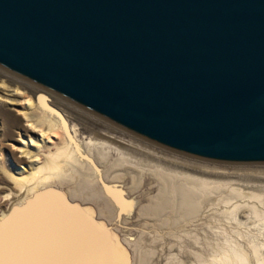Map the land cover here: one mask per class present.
<instances>
[{"label":"water","instance_id":"obj_1","mask_svg":"<svg viewBox=\"0 0 264 264\" xmlns=\"http://www.w3.org/2000/svg\"><path fill=\"white\" fill-rule=\"evenodd\" d=\"M0 70L171 153L264 165V0H0Z\"/></svg>","mask_w":264,"mask_h":264},{"label":"bare ground","instance_id":"obj_2","mask_svg":"<svg viewBox=\"0 0 264 264\" xmlns=\"http://www.w3.org/2000/svg\"><path fill=\"white\" fill-rule=\"evenodd\" d=\"M35 89L32 96L14 87L21 96L17 111L25 122L23 133H18L21 138L18 144L20 152L29 159V168L26 170L21 164L17 168L15 164L8 166L9 158L0 161L3 178L9 185L6 194L21 193L18 197L23 198L39 187L60 185L72 200L99 202L100 214L114 219L124 202L123 181L130 178V185L124 188L134 194L151 177L159 186L158 191L150 203L141 205L139 213L145 220L154 219L158 227L201 219L205 207L216 205L218 217L207 223L212 234L201 235L189 230L186 235H174L181 249H187L184 237L194 243L201 240L207 247L200 251L188 248L192 256L190 264H264V169L247 171L241 179L247 184L257 183L263 189L259 192L211 185L208 178L213 171L219 174L214 176H229V172H218L217 167L210 165L195 166L194 162L191 163L195 169H191L186 159L122 133L100 119L93 120L92 115L82 110L85 118L100 129L94 135L81 138L76 124H71L65 112L53 103L57 97ZM39 93L46 96H37ZM49 105L60 110L63 118ZM162 237L161 233H155L153 240ZM142 239L141 234L136 242L137 251L143 253L138 256L137 264H149L154 251L143 252ZM179 253L167 254L165 264H187Z\"/></svg>","mask_w":264,"mask_h":264},{"label":"rangeland","instance_id":"obj_3","mask_svg":"<svg viewBox=\"0 0 264 264\" xmlns=\"http://www.w3.org/2000/svg\"><path fill=\"white\" fill-rule=\"evenodd\" d=\"M14 87L23 89L22 91L32 96L36 93L35 86L0 70V100L3 101L0 103V161L9 158L11 163L6 162L8 166L15 164L17 168L18 164H21L20 167H25L28 170L27 160L29 159L27 155L20 152L18 144V141L21 140L18 133H23L25 122L17 111L20 106L18 99H21V96L15 92ZM53 103L65 112L71 124H76L79 137L94 135L98 131L99 126H93L90 123L91 119L97 120L98 118L91 116L90 120L86 119V116L80 112L81 109L59 98ZM121 132L126 133L122 130ZM171 154L189 161L191 169L194 165H210V167H217L215 170L218 172H229V176H214L219 174L213 171L208 178L211 185L221 184L224 187H236L245 192L263 190L260 186L257 187V183L247 184L241 179L247 171L264 169V165H221ZM191 162H194V165ZM2 174L1 171L0 226H3L7 251L4 256H0V264H137V258L142 252L137 251L136 242L141 234L143 235V252L147 249L154 251L149 264H165L169 253L177 254V252H180L178 255L181 254L182 259L190 264L192 256L187 252V249L200 251L206 250L207 247L201 240L199 243H194L188 237L187 239L184 237L187 241L183 240V244L187 245V249L182 248V250L174 235L183 236L189 230L201 235H204L205 232L210 235L212 233L207 229V223L218 217L214 204V206L206 205L202 214L203 219L184 220L177 225H170L168 228L158 227L152 218L145 220L139 213V209L141 205L150 203L151 197L157 193L159 187L151 177H147L149 179L146 178L139 192L134 194L125 189L131 182L130 178L125 179L121 185L125 187L121 188L125 203L123 202L124 204L122 203V206L118 207L114 219H107L99 212L102 208L99 202L72 200L60 185L39 187L34 193L23 198L18 197L21 193L6 194L9 185ZM256 178L251 177L250 179ZM114 187L120 189V186L114 185ZM53 190L61 192L69 202L88 206L91 209V216L95 220L101 221L102 225L97 227V224L91 221L89 209L76 210L69 203L66 204L62 196ZM155 233H161L162 239L154 241Z\"/></svg>","mask_w":264,"mask_h":264},{"label":"snow or ice","instance_id":"obj_4","mask_svg":"<svg viewBox=\"0 0 264 264\" xmlns=\"http://www.w3.org/2000/svg\"><path fill=\"white\" fill-rule=\"evenodd\" d=\"M7 251L4 243V231L3 226H0V256H4L5 252Z\"/></svg>","mask_w":264,"mask_h":264}]
</instances>
